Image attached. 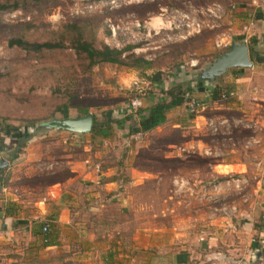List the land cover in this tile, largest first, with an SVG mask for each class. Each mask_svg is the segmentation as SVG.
Returning <instances> with one entry per match:
<instances>
[{
	"label": "rangeland",
	"instance_id": "rangeland-1",
	"mask_svg": "<svg viewBox=\"0 0 264 264\" xmlns=\"http://www.w3.org/2000/svg\"><path fill=\"white\" fill-rule=\"evenodd\" d=\"M222 1L223 8L217 0H26L0 14V127L13 126L29 134L18 158L42 166L43 173L31 177L33 182L66 181L75 177L72 170L79 172L82 166L92 170L96 163L113 170L114 198L92 185L89 192L100 199L97 210H87L88 203L80 197L75 208L77 218L95 222L118 264L119 259L139 257L144 264L151 252L148 244L157 240L164 246L166 236L173 233L192 243L197 232L212 228L210 221L220 215H230L235 223V198L258 203L257 195L264 193V99L259 106L246 103L247 108L237 110L229 105L233 94L206 102L197 95L195 74L247 32L232 21L234 2ZM82 19L94 24L97 47L103 43L120 49L131 44L130 53L150 61V67L104 63L88 68L67 43L65 48L41 52L8 45L17 34L45 41L52 30ZM235 70L228 69L211 88L216 85L218 93L225 94L228 86L221 82ZM155 74L160 80H153ZM187 82L188 99L203 102L202 111L191 116L184 104L182 111L169 112L162 126L130 134L144 110V104L130 110L131 100L154 102L162 98V91L175 84L185 87ZM60 106L68 108L61 111ZM87 112L108 127L101 141L92 142L89 134L38 128L51 119ZM0 136L7 140L8 150L14 149L12 134ZM18 158L10 162L17 164ZM230 161L243 163L241 171L232 167L222 171L226 169L220 164ZM81 190L78 186L74 192L80 196ZM258 240L255 237L258 248L251 258L254 264H264ZM139 241L141 253L134 246Z\"/></svg>",
	"mask_w": 264,
	"mask_h": 264
},
{
	"label": "crops",
	"instance_id": "crops-1",
	"mask_svg": "<svg viewBox=\"0 0 264 264\" xmlns=\"http://www.w3.org/2000/svg\"><path fill=\"white\" fill-rule=\"evenodd\" d=\"M217 2V6L223 8V1ZM231 2H234L232 21L237 26L242 25L247 31L233 40H245L252 66L235 68V72L221 83L228 86L230 96L233 94L229 105L237 110H244L243 108L248 107L246 103L259 106V101L264 99V0ZM252 39L254 40L251 41ZM211 85L212 83L204 82L197 86V95H202L203 98L200 99L205 102L211 101ZM218 85L220 86L219 83ZM250 99L255 103L249 102ZM148 102L145 104L142 101L144 110L155 101ZM183 108L185 111V107ZM178 110L182 111L181 107L171 111L178 113ZM2 140L0 160H5L7 166L0 168V264H118L115 260L117 257L107 244L108 241H104L95 222L90 218H77L78 209L75 208L80 197L81 201L88 203L87 210H97V200L100 199L97 193L89 192L92 185L98 186L103 193L114 198L117 179L111 177L113 170L100 168L101 172L97 173L94 165L92 170L82 166L79 172L72 170L76 173L75 177L66 181L45 184L37 180L36 183L31 177L41 175L42 166L29 164L23 158H18V163L15 161L12 164L14 160L10 162L9 155L14 149L8 150L7 140ZM242 165L244 164L230 161L220 164V167L226 169H221L222 171H227L228 167L241 171L239 166ZM78 186L82 188L80 196L74 192ZM235 199L238 205L237 215H240L239 218L236 215L235 223L232 219L230 221V215H220L210 221L212 228L205 229L203 234L197 232L192 243L174 233L166 236L164 246L154 240L148 244L151 252L147 254L144 264H254L252 252L258 248L254 246L255 237L262 243L264 251V193L257 195L258 203L248 197ZM232 209L233 212L237 211L236 207ZM43 225L48 226V231L44 234ZM138 235L135 232L133 239H138ZM134 246L141 253L143 245L140 241L134 242ZM144 247L147 248V245ZM227 253L234 257L239 253L241 256L235 259ZM118 261L119 264H142L141 257L138 260Z\"/></svg>",
	"mask_w": 264,
	"mask_h": 264
},
{
	"label": "trees",
	"instance_id": "trees-1",
	"mask_svg": "<svg viewBox=\"0 0 264 264\" xmlns=\"http://www.w3.org/2000/svg\"><path fill=\"white\" fill-rule=\"evenodd\" d=\"M20 1L26 0L0 1V14L5 11L17 9ZM32 1L40 2L42 0ZM25 27L29 29L31 25L26 24ZM49 37L50 38L47 40L40 42L36 40H27L24 35L17 34L8 41V45L11 47L16 46L27 51L41 52L43 50L65 48L67 43L69 47H71L74 52L78 54V56L82 57L83 60L86 61V66L88 68L104 63L127 66L131 68H139L141 66L149 68L151 65L150 61L142 57H136L133 53H130L131 49L134 48L131 44H128L120 49L110 47L103 43L100 47H97L95 44L96 29L90 20L82 19L79 21L66 22L57 30L49 32ZM253 40L254 39L251 41ZM127 51L129 53L125 54ZM153 80H160L159 74H155L153 76ZM201 83L204 82H198V84ZM186 84L187 86L185 87H183L182 84H175L166 91H162V98H159L157 101L152 103L148 108H146V110H143L144 114H142L138 120L132 124L129 131L130 134L147 133L165 124L167 121V115L171 110L179 108L187 103V94L190 92V84L189 82ZM219 89L220 88L218 86H214L210 90V98L212 101H216L219 98ZM225 92L227 95L230 92L229 88ZM67 108L68 107L66 106L58 107L61 111H66ZM138 113H142V110H139ZM63 117L66 118V116ZM92 118V127L89 137L92 142L101 141L103 137L108 135V127H106L103 123H97L94 116H92ZM0 133L7 134L8 136L12 134V137L15 140V148L9 155V161L15 160L18 158V155L21 153V149L24 147L27 140H29V134H21L17 128L8 125L0 127ZM45 238L47 239V234L45 235Z\"/></svg>",
	"mask_w": 264,
	"mask_h": 264
},
{
	"label": "water",
	"instance_id": "water-1",
	"mask_svg": "<svg viewBox=\"0 0 264 264\" xmlns=\"http://www.w3.org/2000/svg\"><path fill=\"white\" fill-rule=\"evenodd\" d=\"M252 62L249 58V51L245 40H231L207 67L197 72L194 76L198 82L213 83L230 68H250ZM92 114L87 112L76 118H63L61 120L51 119L39 125L38 128H55L73 134H89L92 127ZM7 166L5 160H0V168Z\"/></svg>",
	"mask_w": 264,
	"mask_h": 264
},
{
	"label": "built area",
	"instance_id": "built-area-1",
	"mask_svg": "<svg viewBox=\"0 0 264 264\" xmlns=\"http://www.w3.org/2000/svg\"><path fill=\"white\" fill-rule=\"evenodd\" d=\"M219 97H220V100H222V99L226 100L227 99V95L224 94V93L220 94ZM140 106H142V101L140 100V98L135 97L133 100H131L129 102L127 107L130 110L135 111ZM203 109H204V103L201 102L200 100L196 99V98H193V97L189 98L187 100V103L185 104V111L189 115H193V114H195V113H197L199 111H202ZM137 134H139V133H137ZM94 169H95V171L97 173L101 172L99 164H95L94 165ZM47 231H48V226L47 225H43V227H42L43 234L46 233Z\"/></svg>",
	"mask_w": 264,
	"mask_h": 264
}]
</instances>
